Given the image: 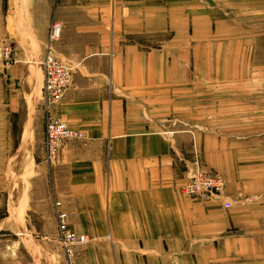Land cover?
I'll return each instance as SVG.
<instances>
[{
    "label": "crops",
    "instance_id": "0c3cea01",
    "mask_svg": "<svg viewBox=\"0 0 264 264\" xmlns=\"http://www.w3.org/2000/svg\"><path fill=\"white\" fill-rule=\"evenodd\" d=\"M252 11L260 15L264 0H0V35L21 52L42 54L50 21L61 23L55 50L73 82L51 114L86 134L48 162L43 72L40 92L21 60L0 76V230L54 237L61 201L69 228L92 237L85 264L263 257L252 228L264 217V158L235 128L264 109L204 87L234 83L247 32L234 21ZM196 158L227 178L220 196L181 192ZM15 175L25 178L18 191Z\"/></svg>",
    "mask_w": 264,
    "mask_h": 264
},
{
    "label": "rangeland",
    "instance_id": "374dc122",
    "mask_svg": "<svg viewBox=\"0 0 264 264\" xmlns=\"http://www.w3.org/2000/svg\"><path fill=\"white\" fill-rule=\"evenodd\" d=\"M243 14L247 15L248 13L245 12ZM52 21H50L49 23L50 24L49 30ZM43 22L44 21L42 20L40 21L38 20L37 25L42 26ZM234 22L236 28L243 27L244 30H247V32L245 31L244 35L242 36L243 44L240 46L237 45L238 47H236V51H235V56L238 57L236 58L237 60L235 59L236 60L235 62L240 66L237 67L236 65V67H234L232 70L230 69V72H233L230 75L234 76V83L207 85L204 87H207L208 89L211 88L210 91H208V93L214 92L218 94L219 98L222 99H225L226 97L223 95L228 93V95H230L229 97L233 98L232 100H229V102H234L237 105H241V107H250L252 109L253 108L264 109V11L260 13V15L259 13H254V11H252L251 13H249V15L245 16V19L244 18L243 20L235 19ZM7 48H9L11 51L10 58L6 57ZM54 51L57 57L65 63V61L57 54V51L55 50V44H54ZM45 53H46L45 43H44V51L42 52V54L41 51H35V49L27 50V52L24 53L21 52L19 42L16 39L8 36L1 37L0 35V76L3 77L5 74L8 76L9 74L7 72L12 68V66L15 63H19L21 60L22 61L21 63L22 64L24 63L26 68L28 69V75L30 79L32 81L36 80L37 82H39L38 91L40 92L41 83L39 79L40 76L38 77V75H40V72L41 73L43 72V77H44L43 67L40 64V62ZM66 66H68L71 70L72 82H73L74 68L70 67L67 64ZM43 84H44V79H43ZM43 84H42V99H43ZM1 88H2V84L0 83V89ZM31 97L32 98L35 97V93H33V91ZM238 118L240 120H239V124H237L238 128H235V132H236L235 134L252 135L253 137L250 138L252 145H256V146H258L259 144L261 145L260 148L256 149L258 151L256 152V154L261 155V157L264 158L263 156L264 142H261L264 141V133H263L264 112L250 116L248 115L240 116ZM69 126L72 127L71 125ZM259 133H263L261 137L257 135ZM84 139H86V134ZM72 141H81V140H72ZM60 153L58 154L57 157L49 159L47 152L46 160L48 162L57 160ZM29 156H30L29 153H27L26 162H28L30 158ZM196 161L199 163L198 165L201 168H203L199 158H196L195 163ZM213 173L221 176L227 185V178L222 173L220 172H213ZM23 179L24 180L20 181L18 175H15L13 177L12 185L16 188V191H18L19 186H22V184L25 183V178ZM225 187L223 188V190L220 191V195L224 191ZM220 195L214 196L213 198L218 197ZM202 200H208V199H202ZM15 202H17V197L15 198ZM56 202L59 201L54 202L53 211L55 218H56L55 215ZM258 203L264 205V197H262L259 201H256V204ZM15 204L16 205L12 210V214L18 217V213H17L18 205L17 203ZM261 219L262 220L260 221V224L259 225L257 224L256 227L252 228V231L254 229V231L257 232L256 236L259 235L260 238H259L258 247L259 250L264 251V217L263 218L261 217ZM33 230L34 228L28 230L26 228H22L20 230L18 229L0 230V264H69V260L65 253V250L63 246L60 244L58 239V223H57L56 235L48 239L42 238L37 232L35 233ZM77 233H81V232H77ZM86 235H88L90 238L89 242L81 246H78L75 249V260L77 264H85L81 257V250L85 246H87L92 240V237L89 234ZM227 264H264V256L251 258V259H244V258L235 259L234 261L227 262Z\"/></svg>",
    "mask_w": 264,
    "mask_h": 264
},
{
    "label": "built area",
    "instance_id": "2783aa9c",
    "mask_svg": "<svg viewBox=\"0 0 264 264\" xmlns=\"http://www.w3.org/2000/svg\"><path fill=\"white\" fill-rule=\"evenodd\" d=\"M62 25L59 21H52L47 40L46 53L40 64L44 71L42 107L45 112V134L48 158L58 156L64 142L82 140L85 134L67 123L54 118L51 114L52 107L60 102L72 82L71 70L61 61L54 51V44L60 38ZM10 49L6 50V57L10 58ZM196 161L195 167L189 173V179L180 187L181 192L189 197L211 199L220 195L226 185L221 176L213 172L202 170ZM232 204L226 202V207ZM55 215L58 223V239L68 257L69 264H77L75 249L89 242L90 238L84 233H77L68 226V213L62 208V203L56 202Z\"/></svg>",
    "mask_w": 264,
    "mask_h": 264
}]
</instances>
